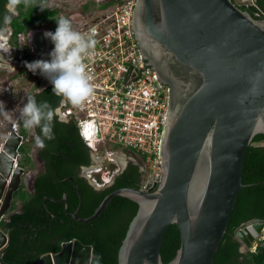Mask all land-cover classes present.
<instances>
[{"label": "water", "instance_id": "water-1", "mask_svg": "<svg viewBox=\"0 0 264 264\" xmlns=\"http://www.w3.org/2000/svg\"><path fill=\"white\" fill-rule=\"evenodd\" d=\"M133 28L139 47L162 83L170 86L169 117L161 148L162 181L149 190L109 193L96 219L116 195L139 203L119 250V264H165L161 246L175 223L181 246L168 264H213L227 232L253 138L264 133V18L233 0H137ZM36 43L34 60L50 59ZM32 44V45H33ZM21 137L13 132L0 153V221L10 211L28 172L14 168ZM91 164H96L92 157ZM125 165V164H124ZM125 168V166H124ZM68 202L66 197L62 199ZM264 234V220L242 223L236 239L249 251ZM10 236L0 225V264ZM92 245L64 241L38 264H91Z\"/></svg>", "mask_w": 264, "mask_h": 264}, {"label": "trees", "instance_id": "trees-1", "mask_svg": "<svg viewBox=\"0 0 264 264\" xmlns=\"http://www.w3.org/2000/svg\"><path fill=\"white\" fill-rule=\"evenodd\" d=\"M237 3L236 0H233ZM0 0V27L7 14L5 4ZM48 0H21L18 4L19 15L12 20L15 41L19 33H26L29 27L51 22L59 13L58 7L47 5ZM256 18H264V0L251 3H237ZM43 8L44 10L40 9ZM4 74L6 71H1ZM36 97L55 108L60 105V98L52 94V85L43 89ZM55 142L45 140L46 152L41 157L50 161L52 152L60 153L55 157L53 166L49 165L46 173L40 174L29 192L24 185L15 193L22 199V209L2 222L9 232V242L2 259L7 264H38L40 257L49 252H59L64 241L74 239L92 245L91 264H119V250L127 234L131 221L139 211V203L129 197L116 195L105 210L90 222H80L67 214L66 197L69 211L79 207V216H91L103 199L112 191L122 187L140 188L142 171L140 164L133 161L118 174L113 184L102 189L87 186L76 176V169L91 165L92 153L83 142L74 121L53 122ZM22 133L27 131L22 126ZM25 154L23 167H32L33 160L29 149L21 148ZM132 154H136L132 152ZM51 162V161H50ZM113 168H108L112 173ZM108 174V175H109ZM72 176L73 179L69 177ZM103 178H99L101 182ZM244 187L240 190L227 232L217 251L213 264H264V246L240 252V242L234 238V230L243 222L264 217V133L257 134L248 147L242 173ZM73 183H76L78 190ZM181 246V233L173 223L166 231L161 255L168 264Z\"/></svg>", "mask_w": 264, "mask_h": 264}, {"label": "built area", "instance_id": "built-area-1", "mask_svg": "<svg viewBox=\"0 0 264 264\" xmlns=\"http://www.w3.org/2000/svg\"><path fill=\"white\" fill-rule=\"evenodd\" d=\"M137 0H98L75 17L60 10L55 20L70 19L74 30L82 34L94 33L95 47L84 59L86 72L92 77V94L80 106L65 103L62 112L67 122L74 121L79 134L92 155L101 151L135 152L133 162L140 164V189L149 190L163 179L161 148L169 117L170 91L159 79L157 71L144 57L133 28ZM108 3L107 7L100 5ZM51 7V6H50ZM46 22L51 31L56 21ZM20 68L0 70V153L9 136L21 137L14 168L20 165L21 148L32 139V133H22L19 109L36 87L46 88L51 83L39 73L25 67L26 33H19L14 41ZM53 44L46 50L51 51ZM34 61V60H33ZM1 71H6L2 74ZM133 156V154H132ZM108 176V168L106 169ZM114 170H112V175ZM97 182L100 183L97 179ZM97 183V184H98Z\"/></svg>", "mask_w": 264, "mask_h": 264}, {"label": "clouds", "instance_id": "clouds-1", "mask_svg": "<svg viewBox=\"0 0 264 264\" xmlns=\"http://www.w3.org/2000/svg\"><path fill=\"white\" fill-rule=\"evenodd\" d=\"M24 2L27 3V0ZM20 3L21 0H7L5 25L10 22ZM40 9L44 10L41 7ZM55 21V30L43 33L54 45L48 54L50 59L25 61V67L33 74L39 73L51 83L52 94L60 98V105L53 108L47 103L38 102L36 97L44 90L36 87V92L26 98V103L20 107L18 113L23 128L32 133L35 147L41 149L45 147V140L54 139L53 122H67L62 106L68 103L78 107L93 92L92 77L85 70L84 59L90 56V50L96 45L94 33L82 34L74 30L70 19L63 16ZM0 108H5L3 101H0ZM96 264H99V258Z\"/></svg>", "mask_w": 264, "mask_h": 264}, {"label": "flooded vegetation", "instance_id": "flooded-vegetation-1", "mask_svg": "<svg viewBox=\"0 0 264 264\" xmlns=\"http://www.w3.org/2000/svg\"><path fill=\"white\" fill-rule=\"evenodd\" d=\"M107 1H111V0H107ZM85 3V5H93V2H91V0H87V1H85L84 2ZM47 5H48V3H47ZM49 6V5H48ZM17 15H19V11H18V5H17V7H16V9H15V12H14V14H12V16H11V20H10V22L7 24V25H5L4 24V21H3V26L2 27H0V34L1 35H3V36H5L6 37V39L4 40V47H5V49L7 50V48L8 47H10V49H12V50H14L15 51V48H16V45L14 44V41H15V39H14V35H13V27H12V20L17 16ZM47 30H51L50 29V26H47V25H45V23H42V24H37V25H35V26H31V27H29L28 28V30L26 31V38H27V42L29 43V44H31L30 43V41H29V34H31V40L33 41L34 40V38L35 37H37L40 33L42 34V33H44L45 31H47ZM33 44V43H32ZM31 44V46H32V48L33 49H29V47H27L26 48V50H25V52H24V59L27 61V62H31V61H33L34 60V56H35V54L37 53V46H36V43H35V46H34V44L32 45ZM52 43H51V41L49 40V39H47V38H45L44 37V35H43V38H42V42H41V45H40V47L41 46H44V49H48L49 47H50V45H51ZM0 64H3V65H5L6 64V62H4L2 59H0ZM0 66H2V65H0ZM4 68H7L6 66L5 67H1L0 69H4ZM167 86H168V88H169V91H170V86L168 85V84H166ZM37 132H39V129H37ZM55 140H56V137L54 136V139H52V141H51V143L53 144V143H56L55 142ZM27 143H31L32 145L31 146H33V144H34V137H33V135H32V139L30 140V141H28ZM46 144H45V147L44 148H37V147H35L36 148V151L34 152V153H31V156H32V160H33V165H32V167H30V169L29 170H34L33 172H31L29 175H27L26 176V178H25V180H24V182H23V184H25V185H27V189H28V191L29 192H32L33 191V184H34V181L37 179V177L40 175V174H42V173H46L48 170H49V165L51 166V167H54L53 166V160L55 159V157L57 156V157H60V153H56V152H52L51 153V156L53 157L52 159H50V161H48L47 159H44V158H42L41 157V154H42V152H46L47 153V149H46ZM32 148V147H31ZM126 153H129L130 155H132L131 154V152H126ZM92 157H93V155H92ZM131 161H133L131 158L130 159H128V161L126 162V163H123L122 164V169H119V170H117V171H114V173H113V175H112V179H111V182L109 183V184H107L106 186H104V188L105 187H108V186H110L111 184H113V182H114V179H115V177L118 175V174H120L126 167H127V165L129 164V162H131ZM38 163V165H37V167H36V164ZM125 164V165H124ZM124 166H125V168H124ZM26 168V167H25ZM84 169H89V170H91V169H93V164H91V165H89V166H81V167H79V168H77L76 169V176L78 177V178H80V179H82L83 180V182L87 185V186H91V187H93V188H95V189H102V188H98L97 186H96V184H94L93 182H91L90 180H89V178L87 177V176H85V174H84ZM28 169H27V171H29ZM121 170V171H120ZM30 172V171H29ZM70 179H73V177L72 176H70L69 177ZM73 185L75 186V188L78 190V186L76 185V183H73ZM79 191V190H78ZM79 209H80V207L75 211V212H70L69 211V207H68V211H67V214L70 216V214L69 213H71V214H74V213H76V212H78V215H79ZM72 217V216H71ZM73 218V217H72ZM253 219H262V220H264V217L263 218H253ZM251 220V219H250ZM249 221V220H248ZM247 222V221H246ZM244 223V222H243ZM241 225V224H240ZM239 225V226H240ZM239 226L234 230V232H233V236H234V238H236V232H237V230H238V228H239ZM241 244V243H240ZM264 246V234H262L261 236H260V238L259 239H257L256 241H255V243H254V245L252 246V248L251 249H253V248H257L258 246ZM240 252H242L243 254H245L246 252H248L245 248H243V246H242V244L240 245Z\"/></svg>", "mask_w": 264, "mask_h": 264}, {"label": "rangeland", "instance_id": "rangeland-1", "mask_svg": "<svg viewBox=\"0 0 264 264\" xmlns=\"http://www.w3.org/2000/svg\"><path fill=\"white\" fill-rule=\"evenodd\" d=\"M87 0H48V5L51 7H58L62 11H66L69 14L74 15L75 17H78L82 13V4ZM95 1L98 0H91L93 2V7H96L94 5ZM237 3H251L254 0H236ZM108 3L101 4V8L107 7ZM86 8H90V5L85 6ZM6 39L5 36L0 34V59H2L4 62H6L5 65L0 64L1 67H7L4 68V70L11 71L14 68V60L18 58V53L14 52L10 47L7 48V50L4 47V40ZM16 65V64H15ZM16 69L20 68V66L15 67ZM3 70V69H0ZM31 143H26L23 148L29 149L31 153H34L36 151L35 144L31 146ZM32 147V148H31ZM135 155H130L129 153H123L120 150H114V151H101L99 154L95 155L96 164H93V169H84V174L89 178L91 182L96 184L98 188H104L107 184L111 182L112 174L110 173L107 176V168L112 167L114 171H117L119 169H122V164L126 163L128 159H134ZM21 162H25V154L22 150V157ZM38 163L36 164L37 167ZM30 169V167L28 168ZM35 170V169H34ZM33 170V171H34ZM30 172L28 175L33 172L32 170H29ZM121 171V170H120ZM103 178L100 183L97 182V179ZM98 183V184H97Z\"/></svg>", "mask_w": 264, "mask_h": 264}, {"label": "crops", "instance_id": "crops-1", "mask_svg": "<svg viewBox=\"0 0 264 264\" xmlns=\"http://www.w3.org/2000/svg\"><path fill=\"white\" fill-rule=\"evenodd\" d=\"M29 167H26V170L28 169ZM29 170V169H28ZM28 173H29V171H27ZM22 185H24V187L27 189V185H25V184H22ZM28 190V189H27ZM22 204H23V202H22V199L21 198H17V197H14V201H13V205H12V207H11V209H10V211L5 215V217L3 218V220H1L0 221V225L4 228V231H5V233H7V234H9V232H8V229L6 228V226L5 225H3L2 224V222H6V221H8L9 220V217L12 215V214H14V213H16V212H20L21 211V209H22ZM6 248V247H5ZM5 248L3 249L4 251H5ZM4 253V252H3Z\"/></svg>", "mask_w": 264, "mask_h": 264}]
</instances>
